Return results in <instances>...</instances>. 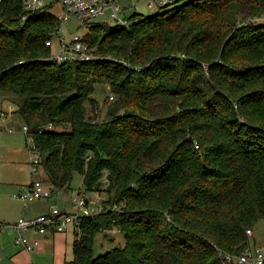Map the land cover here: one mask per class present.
Wrapping results in <instances>:
<instances>
[{"label": "trees", "instance_id": "trees-1", "mask_svg": "<svg viewBox=\"0 0 264 264\" xmlns=\"http://www.w3.org/2000/svg\"><path fill=\"white\" fill-rule=\"evenodd\" d=\"M170 5L91 22L96 56L58 64L46 45L58 20L0 3V93L34 132L44 181L55 192L79 173L107 194L65 264H224L264 218V0ZM96 83L115 95L102 119L88 112ZM114 227L125 244L95 256Z\"/></svg>", "mask_w": 264, "mask_h": 264}, {"label": "built area", "instance_id": "built-area-1", "mask_svg": "<svg viewBox=\"0 0 264 264\" xmlns=\"http://www.w3.org/2000/svg\"><path fill=\"white\" fill-rule=\"evenodd\" d=\"M3 0H0V3ZM23 9L28 13L48 11L56 20L58 27L51 31L46 40V45L52 48L49 59L55 63H71L76 61L90 60L96 55L94 48L91 47L87 38L88 25L94 21H115L117 25L128 23L130 14L138 9L140 0H21ZM173 0H146L149 8L158 5L159 7L172 4ZM75 17L85 25L86 33H65L64 24L69 19ZM26 17L24 16L23 19ZM113 97V94L110 93ZM7 112L0 108V120L5 123ZM5 128L6 125L3 124ZM47 128H54L50 123ZM13 131V128H7ZM45 128H39L41 132ZM25 132L27 147L31 153L30 169L36 175L42 168L43 154L38 148L34 138V132L28 124L22 128ZM89 191L83 188L81 193L72 198V209L62 210L57 206H52L47 213L39 214L33 218H19L13 224L0 221V231L6 227H13L18 235L16 242L24 249L32 251L40 246L38 239L30 240L26 234L27 230L33 229L39 234L47 232H67L73 231L77 235L82 234V222L84 219L93 217L103 211L99 210V203L102 197L99 192H94L93 197L88 196ZM53 194L52 188L43 179L35 178L27 185H21L18 192L13 194V198L18 199L24 204L29 201L49 198ZM106 200V199H104ZM98 204V208H97ZM112 209L117 208L115 205ZM251 234V230H247ZM220 258L224 264H264V245L251 246L241 253H229L220 251Z\"/></svg>", "mask_w": 264, "mask_h": 264}, {"label": "rangeland", "instance_id": "rangeland-1", "mask_svg": "<svg viewBox=\"0 0 264 264\" xmlns=\"http://www.w3.org/2000/svg\"><path fill=\"white\" fill-rule=\"evenodd\" d=\"M175 1L181 0H173V4L169 7H172L175 4ZM163 8L159 7L158 5L154 6L153 8H149L146 4V0H140L138 4L137 11L144 17L153 15ZM109 27L114 28L116 26L115 21H108L107 22ZM65 33L69 35L70 33H77V34H85L86 29L85 25L78 21L75 17L69 19L64 24ZM110 88L109 85L106 83H96L95 89L92 94V98H94L97 102V108L93 110L92 107L88 104V112L89 114H93L96 118H104L107 113L108 105L105 103V98L108 97L110 101L115 100V95L113 97L110 96ZM16 97V96H15ZM11 94H2L0 93V108H2L5 112H7V120L3 123L0 120V202L4 203L6 198H13V194L18 192L21 185H15L13 182H19V180H28L32 177L46 179V173L44 169L34 175L30 169V156L31 153L27 147V140L25 136V132L22 130L23 126L26 124L24 118L17 112L18 105L16 102V98ZM18 101V99H17ZM6 125L7 128H13L14 130L11 131L3 126ZM54 130L63 131V130H70V126H54ZM32 174V175H31ZM7 181V183H6ZM12 181V182H10ZM10 182V183H9ZM47 185H49L46 182ZM83 181L82 176L79 173H75L71 187L68 189H63V194L59 196L57 193L60 191H55V195L53 196L54 200L57 201L59 204H56L57 207L63 210H70L72 209L71 203L68 201L66 202V198L72 199L76 194L81 193L83 190ZM99 192V191H95ZM94 192L89 191L88 196L93 197ZM102 199L100 200L99 207L101 209L105 208L107 200L106 192L102 191L99 192ZM65 199V203H64ZM42 202L47 203L46 198H44ZM98 208V204H97ZM14 229L13 227H8V229ZM254 237L251 239L252 246H263L264 245V218L261 219L254 227ZM15 235H18L17 230ZM256 243V245H254ZM125 244V235L124 232L119 230L118 228L114 227L110 230L100 232L94 241L93 249L94 255L99 256L107 251L115 247H121ZM73 245L72 239L70 240V250L68 252V260L73 258Z\"/></svg>", "mask_w": 264, "mask_h": 264}, {"label": "crops", "instance_id": "crops-1", "mask_svg": "<svg viewBox=\"0 0 264 264\" xmlns=\"http://www.w3.org/2000/svg\"><path fill=\"white\" fill-rule=\"evenodd\" d=\"M33 179L35 178L31 176L29 180L27 178L26 180H19V182L13 183L18 186L27 185ZM62 194L63 191L60 190L57 193L58 198ZM54 195L55 192H53L51 197L46 198L47 203L42 202L45 201L43 199H38L24 204V202L15 198H6L3 204L0 202V221L13 224L22 217L33 218L39 214L47 213L52 206L59 204L54 200ZM70 198H66V202L69 201L72 205V199ZM14 232H16L15 229H8V227L0 231V264H65V261L68 260L70 240L72 239L74 243L76 238V234L71 230L67 232L50 231L45 234H39L30 229L26 231L27 236L30 240L38 239L40 246L32 251H28L16 242L17 234L15 235ZM253 237L254 230L250 235V244Z\"/></svg>", "mask_w": 264, "mask_h": 264}]
</instances>
